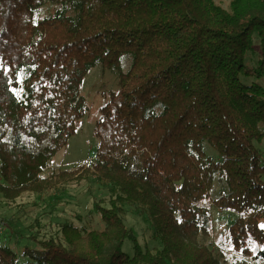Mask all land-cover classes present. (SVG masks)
<instances>
[{
	"label": "trees",
	"instance_id": "trees-1",
	"mask_svg": "<svg viewBox=\"0 0 264 264\" xmlns=\"http://www.w3.org/2000/svg\"><path fill=\"white\" fill-rule=\"evenodd\" d=\"M97 66L117 90L99 91L96 163L48 175ZM263 140L264 0H0V194L82 171L107 191L100 229L65 222L20 253L0 246V264H221L202 243L211 207L235 215L233 253L264 263ZM128 207L159 249L127 228Z\"/></svg>",
	"mask_w": 264,
	"mask_h": 264
},
{
	"label": "rangeland",
	"instance_id": "rangeland-1",
	"mask_svg": "<svg viewBox=\"0 0 264 264\" xmlns=\"http://www.w3.org/2000/svg\"><path fill=\"white\" fill-rule=\"evenodd\" d=\"M82 89L88 112L77 122V133L70 138L66 148L54 158L47 171L48 175L80 166L92 167L96 163L98 139L94 134L95 121L99 116V108L107 102V99L99 95V91H116L115 75L97 66L85 78ZM256 146L264 160V140L260 144L256 143ZM207 151L213 156L211 151ZM51 185L50 190L43 194L25 193L13 201L4 199L0 194V246L6 245L20 253L24 247H34L33 238L41 240L54 237L59 226L65 222L86 229L102 227L101 219L95 212V204L106 206L107 191L94 176L82 171L78 179L65 182L53 179ZM218 191L219 188H215L213 197H216ZM211 215V236L202 239V243L208 245L221 264H264L240 260L233 253L228 232L235 218L233 213L211 207ZM125 225L135 230L143 249L154 252L160 248L149 224L133 208H126ZM123 251L132 255L131 244L126 242ZM21 264L29 263L23 259Z\"/></svg>",
	"mask_w": 264,
	"mask_h": 264
}]
</instances>
